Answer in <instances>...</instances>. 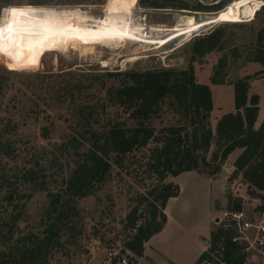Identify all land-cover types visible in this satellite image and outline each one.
Masks as SVG:
<instances>
[{
    "label": "rangeland",
    "instance_id": "obj_1",
    "mask_svg": "<svg viewBox=\"0 0 264 264\" xmlns=\"http://www.w3.org/2000/svg\"><path fill=\"white\" fill-rule=\"evenodd\" d=\"M12 1L21 5L32 2ZM42 1L48 2L43 6L79 8L92 17L101 18L108 0H103L104 3L96 0ZM144 1L137 0L133 8L134 26H144L152 37H157L165 34L151 30L154 26L171 27L181 20L182 15H192L196 20L205 19L216 15L235 0H170L172 4L163 5L165 7H152ZM224 1L227 6L222 9L212 8ZM16 7L0 10V27L5 29L2 40L4 50L0 51V226L6 232L11 216L22 209L23 217L15 225V238L29 231L41 232L44 229L43 218L47 220L50 207L47 191L23 183L20 176L26 168L34 166L50 189L56 190L62 185L63 177L77 158L74 150L62 146V143L76 127L78 108L87 107V112L98 120L96 127L102 126L108 118H126L123 107L114 105L107 94L106 87L117 83L113 76L108 75L110 72L184 69L193 63L197 80L208 84L212 90L214 106L210 121L215 129L223 113L236 110L234 86L230 83L262 70V66L250 62L249 57L257 44L258 32L264 25V7L251 21L214 22L161 48L140 41H123L112 46L73 42L68 50L47 51L36 67L14 70L11 67L13 51L5 35L12 9ZM220 27L224 28L221 47L204 55H195L192 49L194 38ZM222 59L226 63L223 69L219 65ZM217 68L222 71L224 84L211 81ZM252 93L260 95L261 116H264V72L252 80L249 95ZM182 123V116L164 104L152 125L159 130ZM45 128L48 137L43 135ZM215 149L216 142L213 140L207 153L208 159ZM146 154L147 149H141L130 155L125 166L113 168L112 176L106 183L93 194L77 200V220L82 233L65 241L52 256L51 264H106L107 249L110 247H115L122 255L129 254L125 245L128 232L124 231V219L129 210L137 205L139 193L146 192L156 183L155 174L146 169ZM238 154L239 150L231 152L214 177L192 170L167 178V181L178 183L181 191L168 205L170 220L166 230L152 242L154 264H195L202 247L211 243L212 233L224 220L228 203L226 207L222 204L226 199L229 201L230 196L243 198L242 209L248 213H260L257 209L260 199L248 193V186L241 175H232ZM9 194L10 198L6 197ZM204 236H207L206 243ZM63 238L66 240V237ZM244 264H259V261L250 256Z\"/></svg>",
    "mask_w": 264,
    "mask_h": 264
},
{
    "label": "trees",
    "instance_id": "obj_2",
    "mask_svg": "<svg viewBox=\"0 0 264 264\" xmlns=\"http://www.w3.org/2000/svg\"><path fill=\"white\" fill-rule=\"evenodd\" d=\"M96 1L104 3L103 0ZM45 4L48 2L32 0L25 5ZM144 4L165 7L163 5L172 3L170 0L163 3L145 0ZM226 4L224 1L212 8L220 10ZM18 5L21 4L12 0H0V10ZM258 14L259 11L256 16ZM223 31L224 28L220 27L194 38L193 53L204 55L221 47ZM263 39L264 25L258 32L257 44L249 57L250 62L262 65L259 73L264 72ZM219 65L223 69L226 63L222 59ZM108 75L113 76L117 83L106 87L107 94L114 105L123 107L126 118H108L106 123L96 127L97 118L87 112L86 106H80L76 127L62 143V146L72 148L77 157L63 177L62 185L56 190L50 189L34 166L22 172L20 178L23 183L47 191L50 199L47 220L43 218L44 229L41 232L29 231L15 238L16 222L23 217L22 209H18L11 216L6 232L0 226V264H51L52 256L65 241L82 233L77 220V200L93 194L111 178L114 167L125 166L130 155L141 149H147L146 169L155 174L156 183L146 192L139 193L137 205L129 210L124 219V231L128 232L125 245L135 256L141 257L145 243L164 228L167 202L180 193V185L167 181V178L192 170L214 177L235 149L239 148L241 152L234 161L232 175L242 176L248 193L261 201L257 209L260 213L264 212V119L259 127L255 126L261 108L260 95H249L256 75L247 74L230 83L234 86L236 111L224 113L217 120L215 129L210 121L213 93L208 84L197 80L193 63L184 69H135L110 72ZM211 81L224 84L222 71L217 68ZM164 104L179 113L183 123L157 130L152 122ZM43 135H49L46 128ZM213 140L216 149L208 159L207 153ZM209 167L212 169L208 170ZM242 207L243 198L229 197L228 211L242 210ZM232 234L233 230L225 228L222 222L212 233L210 248L199 258L214 252L219 256L218 264H244L245 255L241 246L231 241Z\"/></svg>",
    "mask_w": 264,
    "mask_h": 264
},
{
    "label": "bare ground",
    "instance_id": "obj_3",
    "mask_svg": "<svg viewBox=\"0 0 264 264\" xmlns=\"http://www.w3.org/2000/svg\"><path fill=\"white\" fill-rule=\"evenodd\" d=\"M132 0H108L105 5L104 17L95 18L89 12L79 8L62 9L50 6L20 5L17 13L11 12L14 22L13 32L7 30L9 48L13 51L11 67L14 70L36 67L41 63L42 56L51 50L65 51L73 42L94 43L112 46L123 41H140L161 48L170 41L183 35H190L206 25L220 21H251L264 6V0H235L216 15L196 20L192 15L181 18L171 27L154 26L151 30L165 35L152 37L144 26L136 28L133 23ZM27 13L21 15L20 13ZM227 16V19H221ZM180 19V18H179ZM23 36V41L20 40ZM47 37L43 44L38 43ZM55 45L50 47V45ZM35 59L37 62L32 64Z\"/></svg>",
    "mask_w": 264,
    "mask_h": 264
},
{
    "label": "built area",
    "instance_id": "obj_4",
    "mask_svg": "<svg viewBox=\"0 0 264 264\" xmlns=\"http://www.w3.org/2000/svg\"><path fill=\"white\" fill-rule=\"evenodd\" d=\"M224 227L231 228L233 234L231 241L241 246V251L246 259L251 256L264 264V212L250 214L245 210L228 211L224 213ZM207 244V243H206ZM211 243H208L205 251ZM106 264H141L140 258L129 251L122 255L115 247L107 249ZM219 256L216 253L198 258L195 264H218Z\"/></svg>",
    "mask_w": 264,
    "mask_h": 264
},
{
    "label": "crops",
    "instance_id": "obj_5",
    "mask_svg": "<svg viewBox=\"0 0 264 264\" xmlns=\"http://www.w3.org/2000/svg\"><path fill=\"white\" fill-rule=\"evenodd\" d=\"M260 64V63H259ZM261 65V64H260ZM262 66V65H261ZM262 69H263V67H262ZM261 107V106H260ZM236 111V110H235ZM235 111H232V112H235ZM229 112H231V111H229ZM226 113V112H225ZM224 114V113H223ZM222 114V115H223ZM221 115V116H222ZM220 116V117H221ZM219 117V118H220ZM218 118V119H219ZM263 119H264V116L262 115L261 116V108H260V113H259V116H258V119H257V121H256V123H255V126L256 127H259L260 126V124L262 123V121H263ZM235 150H239V154H240V152H241V149H235ZM238 154V155H239ZM237 158V157H236ZM235 161V160H234ZM213 179V178H212ZM181 188V187H180ZM181 191V190H180ZM180 194V193H179ZM179 196V195H178ZM178 196H176V197H171L169 200H168V202H167V205H166V207H165V212H166V214H167V222H166V224H165V226H164V228L159 232V233H157V234H155V235H153L146 243H145V250H144V254L141 256V257H139L140 258V261H141V264H154L153 263V258L151 257V253L152 252H154L153 251V249H154V246L152 245V242L156 239V238H159L163 233H164V231L166 230V228H167V225H168V223H169V214H168V205H169V203H170V201L172 200V199H174V198H177ZM227 203H228V200L226 199L225 200V202L222 204V206H224V207H226L227 206ZM222 208V207H221ZM219 211L220 210H222V209H218ZM213 214H216V213H213ZM218 217H216L215 219H217ZM210 229H211V226L209 227V230H208V233L210 232ZM206 238H207V236H204L203 237V240L205 241V243H206ZM206 247H207V244H206V246H204V247H202V253L205 251V249H206ZM201 253V254H202ZM201 254H200V256H201ZM199 256V257H200Z\"/></svg>",
    "mask_w": 264,
    "mask_h": 264
},
{
    "label": "snow or ice",
    "instance_id": "obj_6",
    "mask_svg": "<svg viewBox=\"0 0 264 264\" xmlns=\"http://www.w3.org/2000/svg\"><path fill=\"white\" fill-rule=\"evenodd\" d=\"M124 2H127V0H124ZM132 3H135V0H132ZM12 12H13V14H16L17 13V9H12ZM21 15H27V13H20ZM228 17L227 16H222L221 17V19H227ZM13 27H14V22H12V23H9L8 25H7V29H8V31L11 33V32H13ZM4 31H5V29L3 28V27H0V51H3L4 50V48H3V46H2V40H3V36H4ZM23 39H24V37L23 36H20V40L21 41H23ZM45 39H47V37H42L39 41H38V43H41V44H43V41L45 40ZM55 45L53 44V45H50V47H54ZM37 61L35 60V59H33L32 61H31V63L32 64H35Z\"/></svg>",
    "mask_w": 264,
    "mask_h": 264
},
{
    "label": "water",
    "instance_id": "obj_7",
    "mask_svg": "<svg viewBox=\"0 0 264 264\" xmlns=\"http://www.w3.org/2000/svg\"><path fill=\"white\" fill-rule=\"evenodd\" d=\"M189 15H182V19L185 20Z\"/></svg>",
    "mask_w": 264,
    "mask_h": 264
}]
</instances>
